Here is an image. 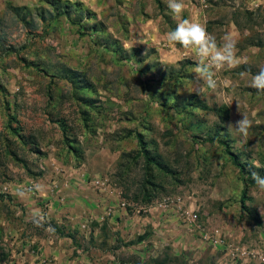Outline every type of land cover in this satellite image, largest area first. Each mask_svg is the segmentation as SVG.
<instances>
[{"label":"rangeland","instance_id":"obj_1","mask_svg":"<svg viewBox=\"0 0 264 264\" xmlns=\"http://www.w3.org/2000/svg\"><path fill=\"white\" fill-rule=\"evenodd\" d=\"M43 1L0 0V264H26V240L59 231L46 219L43 226L33 222L39 217L26 205L43 199L41 189L33 186L50 175V180L61 179L68 168L102 165L104 149H111L110 158L105 157L111 163L114 154L119 155L126 128L146 133L162 161L176 172L159 179L163 191L157 201L180 200L208 230L219 229L221 220L229 219L235 221L234 228L245 227L244 233H264V192L247 188L225 146L208 140L219 126L215 109L227 105L232 151L241 155L247 169L253 161L264 165V94L249 87L254 73L237 78L219 72L217 88L199 95L195 66L183 72L187 77L168 82H161L157 68L146 75L140 71L160 61V55L154 45L134 44L123 30L128 28V16L122 12L128 11L127 0H62L83 3L93 11L112 40H119L121 52L105 48L95 34H79L65 17L41 20L37 11L46 5ZM134 48L141 49L137 57H145L143 66L132 54ZM152 49L157 54L150 55ZM65 66L81 71L90 89H76L63 72ZM193 96L207 110L182 106L185 112L180 114L162 106L164 97L184 105ZM87 98L93 99L92 105L85 103ZM238 104L253 120L246 141L234 126L229 129L242 118ZM88 139L93 142L87 157ZM122 148L134 150L136 143L123 141ZM21 187L32 191L21 198ZM245 189L248 200L242 204Z\"/></svg>","mask_w":264,"mask_h":264},{"label":"crops","instance_id":"obj_2","mask_svg":"<svg viewBox=\"0 0 264 264\" xmlns=\"http://www.w3.org/2000/svg\"><path fill=\"white\" fill-rule=\"evenodd\" d=\"M184 3L182 19L205 23L218 39L231 32L238 40L239 55L248 63L223 70L224 75L245 78L264 66V0ZM125 5L128 11L122 12L128 16L130 41L138 46L154 45L160 61L166 64L196 62L188 50L167 43L166 33L179 21L168 10L166 0H127ZM89 141L93 140L85 143L87 157L91 156ZM110 150L102 151V165L85 163L65 169L61 179L50 180V175L39 182L43 199L29 202V212L42 215L71 233L30 236L23 246L26 264H155V260L166 255L183 257L184 264H264L260 259L264 257V233H244L245 227L234 228L233 220H221V226L215 230L222 242L211 244L182 219V205L156 201L129 210L130 204L122 198L111 177L120 152L109 163L105 157L110 158ZM42 204H46L44 211ZM139 236L146 238L134 245L125 244Z\"/></svg>","mask_w":264,"mask_h":264},{"label":"trees","instance_id":"obj_3","mask_svg":"<svg viewBox=\"0 0 264 264\" xmlns=\"http://www.w3.org/2000/svg\"><path fill=\"white\" fill-rule=\"evenodd\" d=\"M43 2L46 3V5L43 4L37 11V15L41 20H46L48 15L53 19L65 17L69 20L71 25L78 27L79 34L84 36L88 34H95L101 45H104L105 48L112 51L116 50L117 52H121L119 40H112L113 36L109 32L107 25L104 22L98 20L96 14L90 9H87L83 3H70L69 1L64 2L62 0H44ZM123 30L126 32V34H129L128 28L126 26ZM140 50V48H134L131 51L132 54L136 56L135 58L137 63L143 66L145 57H137V54L140 52ZM155 54H157L155 49H152L150 51V55ZM156 62L157 63H154L152 67H142L140 71L146 75L150 71L157 68V70L160 71L162 75L161 82L175 81L177 77H187L186 75H183V72L190 70L191 66H196V63L192 62L191 60H184L175 65H164L159 60ZM39 70L44 71L42 68ZM63 72L66 74L65 76L71 80L76 89L82 91L90 89L88 80L84 78L81 71L69 66H65L63 68ZM193 98H195V96L191 97L187 103L182 105L177 100L173 104L168 103L166 101V97H164L163 100L165 103H162V106L169 110L178 109L180 114L185 112L181 110L182 106H184V109H187V106H190L207 110V106L203 102ZM83 100H85V103L88 105H92L93 103V99L87 98ZM215 113L219 120V126L216 127V130L213 134L208 136V140L212 143L217 142L218 144L225 146V150L227 154L230 155L232 163L237 166L240 172L243 174L245 186L247 188L250 186H255L254 182L249 176L250 170L257 171L259 174L264 176V169H256L254 167L247 169L246 163H244L241 159V155L232 151V140L227 137L228 132L226 129V124L231 120L230 108L227 105H222L215 109ZM188 114L192 117L195 113L192 110L189 111ZM146 131L152 132L150 129H146ZM123 132H125L122 136L124 138L123 141L129 139L134 141L136 143V148L134 150L128 151L122 148L123 141L119 143L117 151L120 152V157L118 159L119 161L117 164V170L112 177L114 179L113 182L122 191L121 196L125 201H127V203L130 204L132 202L133 204H131L134 206L151 205L157 201L158 197L163 191V186L161 185L159 179L162 176L168 178L170 177V174L172 175L176 172L172 171L166 165V163L162 161L160 155L155 151L156 149L154 141L146 140V133L130 128H126ZM246 190L247 189L244 190L241 199L242 204H245L248 200ZM131 204L128 208L129 210L132 209ZM50 226L51 228H56L57 231L59 230L57 234L68 236V234H65L61 228L59 229L58 225H56L54 222H51ZM145 238L146 236H139L135 240L125 244L134 245L143 241ZM155 264H184V258L166 255L162 260H155Z\"/></svg>","mask_w":264,"mask_h":264},{"label":"clouds","instance_id":"obj_4","mask_svg":"<svg viewBox=\"0 0 264 264\" xmlns=\"http://www.w3.org/2000/svg\"><path fill=\"white\" fill-rule=\"evenodd\" d=\"M166 6L172 16L179 21L173 30L166 33L167 43L173 47L179 45L194 55L196 61L194 77L198 82V87L195 89L197 94L203 95L205 91L217 88V73L236 69L242 64L248 63L246 58L239 55L238 40L231 32H225L218 39L216 35L208 31L205 23L197 22L192 18L182 19L186 7L184 0H166ZM249 87L255 89L257 94H264V66H261L258 72L251 76ZM239 108L238 104L240 112ZM233 126L241 138L246 141L249 131L253 127V120L249 115L242 113V118L234 125H229V129ZM251 166L256 169L264 168V165H261L259 161H253ZM249 176L256 189L264 192V176L251 170ZM33 188L38 189L39 185H34ZM31 191L32 189L21 187L17 194L23 198ZM44 219L41 215L33 222L37 226H43Z\"/></svg>","mask_w":264,"mask_h":264},{"label":"built area","instance_id":"obj_5","mask_svg":"<svg viewBox=\"0 0 264 264\" xmlns=\"http://www.w3.org/2000/svg\"><path fill=\"white\" fill-rule=\"evenodd\" d=\"M161 204L163 205H177L180 206L179 203L180 200H174V199H163V201H160ZM180 214L183 220H185L186 222L190 223L195 230H197L201 237L211 243V244H215L218 242H222L221 239L219 238V231L218 230H208V228H206L205 226L203 227L201 224L198 223L199 221V217L196 213L194 212H189L187 211L185 208H183L182 206H180ZM262 263H264V257H260Z\"/></svg>","mask_w":264,"mask_h":264}]
</instances>
